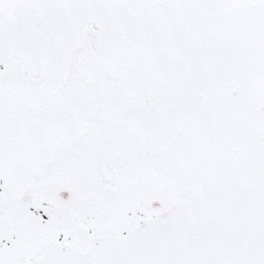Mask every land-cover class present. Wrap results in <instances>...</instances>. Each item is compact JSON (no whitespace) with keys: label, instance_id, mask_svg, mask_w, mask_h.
I'll return each mask as SVG.
<instances>
[{"label":"snow or ice","instance_id":"obj_1","mask_svg":"<svg viewBox=\"0 0 264 264\" xmlns=\"http://www.w3.org/2000/svg\"><path fill=\"white\" fill-rule=\"evenodd\" d=\"M0 264H264V0H0Z\"/></svg>","mask_w":264,"mask_h":264}]
</instances>
